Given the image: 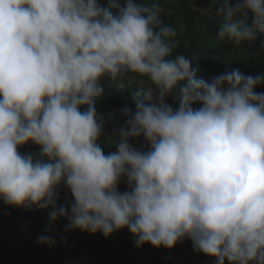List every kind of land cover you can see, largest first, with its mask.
Wrapping results in <instances>:
<instances>
[{"label": "clouds", "instance_id": "clouds-1", "mask_svg": "<svg viewBox=\"0 0 264 264\" xmlns=\"http://www.w3.org/2000/svg\"><path fill=\"white\" fill-rule=\"evenodd\" d=\"M164 11L156 0H0V201L51 209L37 236L50 247L64 218L105 238L126 228L137 247L188 239L215 264H264V73L204 79L173 57ZM215 14L217 39L264 48V0H219ZM105 79L121 92L148 85L128 91L135 111L119 110L107 154L115 114L95 107ZM27 144L38 151L21 153Z\"/></svg>", "mask_w": 264, "mask_h": 264}, {"label": "trees", "instance_id": "trees-1", "mask_svg": "<svg viewBox=\"0 0 264 264\" xmlns=\"http://www.w3.org/2000/svg\"><path fill=\"white\" fill-rule=\"evenodd\" d=\"M156 2L162 4L165 9L162 13L164 22L178 29L175 39L179 43L173 51V57L184 55L189 58L193 67L197 68L198 74L204 79L210 80L233 69H239L246 75L264 73V48L260 47L258 41L242 42L235 48L236 54H230L225 46L228 39H217L222 18L216 16L213 8H206V0H199V3L196 0H156ZM100 3L106 5L107 0H100ZM181 26L183 31H179ZM138 86L148 85L144 82L140 85V80L136 79L124 92L106 89L97 99L95 106L107 114L113 109L119 113L124 106L135 111V104L128 91ZM255 91L264 92V85L257 87ZM167 102L173 103L171 99ZM123 122L124 117H122ZM104 150L107 154L116 149L110 144H104ZM20 151L24 154L38 151V146L27 144L22 146ZM119 189L127 190V184L122 181ZM71 199L70 193L61 189L57 203L67 205ZM50 210L13 208L0 201V230L2 225L26 227V235L32 240V243H27L24 249L6 243L0 249V264H215L213 257L194 251L188 239L178 242L172 249H166L156 248L150 244L135 246V238L126 228L112 233L107 238L98 232L95 234L83 232L75 237L73 232H68L70 229L64 218H58L52 223L48 232L51 237L54 233H61L64 235V240L51 247L40 244L37 236L49 227Z\"/></svg>", "mask_w": 264, "mask_h": 264}, {"label": "rangeland", "instance_id": "rangeland-1", "mask_svg": "<svg viewBox=\"0 0 264 264\" xmlns=\"http://www.w3.org/2000/svg\"><path fill=\"white\" fill-rule=\"evenodd\" d=\"M196 2L199 3V0H196ZM219 0H206V8L210 9L213 8L214 12L215 9L218 5ZM225 46L227 47V50L229 51L230 54H236V47L238 46V44H235L234 42L230 41V40H226V44ZM102 87L104 90L106 89H116L117 88V84L118 81H109L107 79L103 80L102 82ZM143 82L140 81V85H142ZM96 107V111L98 114L103 115L105 118L108 117V115L110 113H114L115 114V119L106 123L105 124V129H104V136L101 138V143L103 144H110V140H109V135H111L112 133V129L113 127L119 126L122 123V116H120V114L116 111V110H110L109 114L104 113L101 111L100 108ZM114 147V145H112ZM115 148V147H114ZM125 230V229H122ZM27 228L26 227H22V228H18L15 226H11V225H2V230H0V249L2 247L5 246L6 243H8L9 245H13L15 247H18V249H24L27 245V243H32V240H29L27 235ZM68 232H73L75 237H78L79 235H81L83 232L79 231V230H68ZM100 233V232H98ZM64 235L61 233H54L52 238L54 239L55 243L54 244H60L62 242V240H64ZM48 246V245H47ZM214 261L215 258L213 257ZM227 262V261H225Z\"/></svg>", "mask_w": 264, "mask_h": 264}]
</instances>
